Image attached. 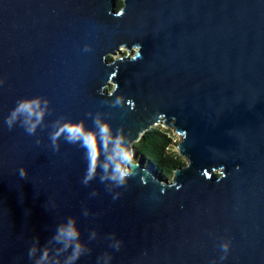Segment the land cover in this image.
<instances>
[{
	"label": "water",
	"instance_id": "water-1",
	"mask_svg": "<svg viewBox=\"0 0 264 264\" xmlns=\"http://www.w3.org/2000/svg\"><path fill=\"white\" fill-rule=\"evenodd\" d=\"M118 1L0 0V264L45 249L63 264L52 238L70 218L90 249L75 264H264V0ZM37 95L45 124L9 130ZM97 114L138 162L123 186L101 179L110 169L85 185L83 149L51 146L59 117ZM160 124L182 137L172 178L135 154Z\"/></svg>",
	"mask_w": 264,
	"mask_h": 264
},
{
	"label": "clouds",
	"instance_id": "clouds-1",
	"mask_svg": "<svg viewBox=\"0 0 264 264\" xmlns=\"http://www.w3.org/2000/svg\"><path fill=\"white\" fill-rule=\"evenodd\" d=\"M87 51V49H85ZM4 81L0 80V84ZM50 101L44 96L24 97L16 101L15 107L10 111L5 119V124L11 130L19 125L29 135H35L38 128L45 124L46 116L51 114ZM114 106L124 105L120 97L113 100ZM91 116V114H89ZM54 130L50 132L49 138L54 151H59V141L63 139L66 143L78 145L84 152V159L87 162L86 173L83 183L87 185L93 180L98 171L101 173L110 169L108 176L101 179H110L117 187L126 184L133 174V166L138 164L133 151L130 152L118 129H113L112 124L107 120H102L97 114L92 117V127H88L84 120L74 122L65 117H59L54 125ZM40 143L39 139L36 141ZM21 178L27 176V170L23 167L19 169ZM120 193H117L119 196ZM115 236V233L112 234ZM81 232L75 219L70 218L67 223L58 225L53 236V242L58 246L56 255L68 253L63 264H75L83 255L90 251L80 239ZM122 246L121 240H115L112 248L119 250ZM223 255L220 260H224L230 250V242L226 241L220 245ZM36 253V248L32 247L28 251L31 258ZM49 251L45 249L36 264H45L48 260ZM111 261L112 256L105 253L97 258V264L101 261ZM56 264H61L59 260Z\"/></svg>",
	"mask_w": 264,
	"mask_h": 264
},
{
	"label": "trees",
	"instance_id": "trees-1",
	"mask_svg": "<svg viewBox=\"0 0 264 264\" xmlns=\"http://www.w3.org/2000/svg\"><path fill=\"white\" fill-rule=\"evenodd\" d=\"M122 5L119 0V8ZM174 147L170 131L160 126L148 131L134 144L136 156L142 158L144 163L163 178H171L175 169L185 165L183 158L174 151Z\"/></svg>",
	"mask_w": 264,
	"mask_h": 264
},
{
	"label": "rangeland",
	"instance_id": "rangeland-1",
	"mask_svg": "<svg viewBox=\"0 0 264 264\" xmlns=\"http://www.w3.org/2000/svg\"><path fill=\"white\" fill-rule=\"evenodd\" d=\"M135 51L137 50V49H134ZM125 55H133V54H130V52H127L126 50H124V53H122V55H120V56H117V57H109V58H118V57H123V56H125ZM108 90L109 91H112L113 90V85L112 86H110L109 88H108ZM161 128H163V129H167V130H169L170 131V135H171V137L173 138V142L175 143V147H174V151L175 152H177V144L182 140V137L181 136H179L178 134H176V132L174 131V129H172V128H170V127H165V126H163V125H159ZM178 154V153H177ZM182 157V156H181ZM183 158V160H184V162H185V164L187 163V160H186V158H184V157H182ZM219 173V172H218ZM172 178V177H171Z\"/></svg>",
	"mask_w": 264,
	"mask_h": 264
}]
</instances>
